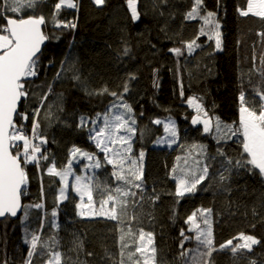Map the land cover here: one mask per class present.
<instances>
[{"label": "trees", "instance_id": "1", "mask_svg": "<svg viewBox=\"0 0 264 264\" xmlns=\"http://www.w3.org/2000/svg\"><path fill=\"white\" fill-rule=\"evenodd\" d=\"M56 2L42 0L35 13H25L43 14L49 21L44 31L51 39L43 48L40 75L27 85L30 95L20 109L36 107L40 97L49 93L51 85L41 112V132L48 139L45 147L50 159L55 160L58 168H63L73 147L95 153L101 167L91 173L94 183L102 188L120 186L121 182L112 176L113 166L89 139V129L94 125L89 123L83 128L77 125L81 115L96 119V114H103L115 98L88 93L103 87L123 93L127 83L129 91L123 96L134 110L137 128L133 149L135 155L145 153L144 200L135 208L137 220L133 231L142 227L154 233L160 264H185L180 256V230L185 229L189 236L194 234L187 232L184 221L198 208H211L217 247L240 232L261 241L243 256L234 257L228 250L213 253L215 264H250L251 260L264 264V178L244 169L224 172L221 164L225 158L217 150L222 149L233 160L240 159L239 144L232 141L218 144L214 134L203 132L202 124L193 125L191 121L196 112L186 103L188 97H200L210 116H218L227 123L238 121L240 91L243 89L250 99L254 98L253 85L261 80L255 69L264 71L260 65L264 54V36L260 35L264 33V20L239 15L237 7H244L246 0H203L202 15L213 12L221 24L223 51H216L214 41L201 36L197 41L201 47L189 54L183 41L194 39L203 23L199 19L185 20L192 0H167V3L138 0L140 19L137 21L131 19L127 0H106L99 7L93 0H78V10L65 8L59 14V19L77 24L74 30L58 29L52 24ZM175 47L183 50L182 56L169 52ZM125 48L129 49L127 55ZM62 61L66 62L65 70L57 78ZM74 75L79 80L73 79ZM133 75L135 79H131ZM181 83L184 97L179 94ZM49 110L51 118L46 119ZM160 118L176 120L179 141L173 147L154 145L164 134L162 124L152 123ZM27 128H31V119ZM192 145H204L205 153L197 155L199 149L192 150ZM194 155L209 166V177L194 193L177 198L172 169L179 166L177 157L190 160ZM27 171L29 184L23 202L26 205L42 203L44 207L30 209L27 221H23V215L17 219L0 218V264L5 261L23 264L29 248L24 242L25 228L29 233L38 231L42 221V239L47 241L55 236L66 264H118L119 229L123 227L127 231V217L120 225L102 216L81 217L77 214V193L70 192L68 199L58 202L59 179L47 175L46 170L38 171L33 165H28ZM221 172L228 177L224 181L219 178ZM153 195L160 197L154 203ZM53 209L57 211L55 219L51 216ZM132 214L130 206L129 215ZM53 223L58 227H53ZM81 243L82 248H77ZM184 247L195 249V240L185 243ZM33 264H43V261L34 257Z\"/></svg>", "mask_w": 264, "mask_h": 264}, {"label": "snow or ice", "instance_id": "2", "mask_svg": "<svg viewBox=\"0 0 264 264\" xmlns=\"http://www.w3.org/2000/svg\"><path fill=\"white\" fill-rule=\"evenodd\" d=\"M41 2L42 0H0V20L4 21L0 23V218L17 217L18 213H22L23 221H27L30 209L44 207L42 203L26 205L22 202V197L27 194L26 189L29 184L28 165L35 166L38 171L46 170L47 175L59 179L62 186L56 198L58 202L68 199V178L74 175L72 160L78 154L89 161H94L89 167H101L100 160L95 153L84 152L78 147L70 150V159L63 168H58L55 160L50 159L49 151L45 147L48 139L41 132V112L51 92V85H49V93H44L40 97V102L36 107L30 110L25 107L24 111L20 110L25 106L30 95L27 85L32 78L40 75L41 57L44 54L42 46L51 39L44 31L49 21L43 14L25 15V13H35ZM162 2L167 3V0H162ZM93 3L99 7L103 6L106 0H93ZM137 5L138 0H127L133 21L140 19ZM202 5L203 0H192L190 10L185 13V20L199 19L203 22L194 39L183 41L189 54L201 47L197 43L201 36L214 41L216 51H223L221 24L213 12H206L202 15L204 11ZM65 8L78 10V0H57L53 6L51 22L55 28L74 30L77 27L75 22L59 19L60 12ZM237 12L242 17L251 15L264 20V0H246V5L237 7ZM8 13L13 15L10 16ZM260 35L264 36V33ZM128 51L129 49L125 48L124 54L127 55ZM169 52L177 57L183 55V50L179 47L171 48ZM252 59L255 65V55ZM49 63L52 62L49 61ZM65 63L62 61L61 71L56 73L57 78H60L65 70ZM260 65L264 68V54L260 57ZM255 70L259 72L261 80L259 84L253 85L254 98L250 99L245 90L240 91L238 121L227 123L218 116H210L200 97H188L186 103L196 112L191 121L193 125L202 124L203 132L214 134V139L218 144L228 141L239 144L240 159L233 160L222 149L217 150L218 155L225 158L221 164L224 172L244 169L264 178V71ZM73 79L79 80V76L74 75ZM131 79H135V76H131ZM128 91V84L125 83L123 93L109 91L107 87L88 93L98 96L107 94L116 97L118 102H113L103 114L97 113L96 119L81 115L77 125L81 128L87 127L89 123L94 125L89 129V139L104 154V160L113 166L112 176L116 181L121 182L120 186L114 189L107 186L102 188L94 183L90 176L75 175L71 189L79 196L80 202L76 204L79 216H102L116 221L118 225L125 223L123 218L127 217V231L123 227L119 229L121 235L119 236L120 259L118 264H126V262L127 264H160L157 258L158 250L154 233L146 232L142 227L133 231V223L137 220L135 208L144 200L142 161L145 154L141 151L135 159L130 155L132 137L135 136L137 128L135 127L134 110L123 99V94ZM179 94L184 97L182 83ZM45 118H51L50 110L45 114ZM30 119L31 128L28 130L27 122ZM152 123L163 125L167 135L162 138L161 143H168L169 146L176 143V125L171 119L167 121L156 119ZM196 149H199L197 155L205 153L204 145H192V150ZM177 160H180V157H177ZM138 161L141 162L139 165ZM184 164L187 166V158ZM193 164V167L172 169L176 182L174 195L177 198L194 193L197 187L209 177L207 164L201 167L199 160H194ZM224 172L220 173L221 181L228 178ZM41 196H43V183H41ZM159 198L158 195H153L151 200L154 203ZM130 206L133 210L132 215H129ZM51 216L53 219L57 216L55 209L51 212ZM184 223L188 225L187 232L194 234L189 236L185 229L180 230L182 238L179 245L182 250L180 256L184 258L185 264H215L213 253L228 250L234 257L243 256L246 252H252L254 246L261 244L255 236L240 232L217 247L213 235L211 208L196 209L187 216ZM43 226L42 221L40 229L31 233L28 232L27 227L25 228L24 242L29 245V248L23 264H33L34 257H40L43 264H66L64 253L58 250L59 241L55 236L47 241L42 239ZM53 227H58V225L53 223ZM192 240H195L196 248H185V243ZM76 247L82 248V243L77 244ZM190 253L193 254L190 256ZM88 255L93 254L88 253ZM250 264H256V261L251 260Z\"/></svg>", "mask_w": 264, "mask_h": 264}, {"label": "rangeland", "instance_id": "3", "mask_svg": "<svg viewBox=\"0 0 264 264\" xmlns=\"http://www.w3.org/2000/svg\"><path fill=\"white\" fill-rule=\"evenodd\" d=\"M123 99H124V101L125 102H127L126 100H125V98H124V96H123ZM113 102H118L117 101V98L115 97L114 98V101ZM128 103V102H127ZM129 104V103H128ZM168 119H171L174 123H175V125H176V130H177V139H176V143H173V144H171V146H169V144L168 143H161L160 141L162 140V138H165L166 137V133L164 132V134L162 135V136H160L156 141H155V143H154V145L155 146H167V147H173V146H175L177 143H178V141H179V136H178V128H177V124H176V120L175 119H173V118H160V120H162V121H167ZM133 139H134V136L132 137V141H131V143H132V152L130 153V155L132 156V158L133 159H135V158H137L139 155H135L136 153H135V151H134V149H133ZM84 152H86V151H84ZM145 154V153H144ZM103 157H104V154H103ZM144 161H145V155H144V159H143ZM185 159H180V162L181 161H184ZM194 160H197V155H194L190 160H188V164H187V166L184 164V162H179L178 161V167H193L194 166V164H193V161ZM143 162V161H142ZM94 163V161H89L88 159H86V158H84V157H82V156H80L79 154L75 157V159H73L72 160V171H73V173H74V175L73 176H70L68 179H69V188H68V190H67V195L70 193V192H74V191H72V189H71V184L72 183H74V176L75 175H80V176H91V173H93V172H95V171H97L99 168H94V167H89V165H91V164H93ZM139 163H141V162H139L138 161V165H139ZM143 165H144V162H143ZM200 165H201V167L203 166V163L202 162H200ZM93 171V172H92ZM62 186V185H61ZM86 199V198H85ZM79 202H80V200H79ZM98 204H97V209H98Z\"/></svg>", "mask_w": 264, "mask_h": 264}, {"label": "water", "instance_id": "4", "mask_svg": "<svg viewBox=\"0 0 264 264\" xmlns=\"http://www.w3.org/2000/svg\"><path fill=\"white\" fill-rule=\"evenodd\" d=\"M47 44V41L45 42V45ZM45 45L44 46H42V49L45 47ZM196 115V114H195ZM194 115V116H195ZM22 202H23V197H22ZM24 203V202H23ZM22 216V213H18V216L17 217H12V218H14V219H17V218H20ZM1 219H3V218H1Z\"/></svg>", "mask_w": 264, "mask_h": 264}]
</instances>
